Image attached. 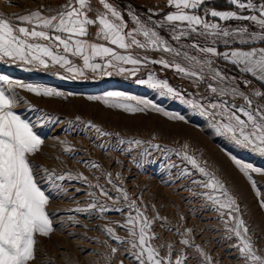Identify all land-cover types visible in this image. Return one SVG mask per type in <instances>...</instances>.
Here are the masks:
<instances>
[{
	"label": "rangeland",
	"instance_id": "obj_1",
	"mask_svg": "<svg viewBox=\"0 0 264 264\" xmlns=\"http://www.w3.org/2000/svg\"><path fill=\"white\" fill-rule=\"evenodd\" d=\"M68 2L69 0H0V17L15 20L17 16L37 9L41 10L43 15H53L55 10L61 9ZM107 2L122 13L127 25L125 31L137 26L132 19V15L135 14L148 27L159 32L173 47L183 46L181 50L188 51L190 55L204 58L203 54L189 47L194 42L200 46H213L211 38L205 39L195 33L181 38L180 41L173 40L169 28L160 27L158 23L169 12L176 10L167 3V0H107ZM90 3L91 10L88 15L91 19H96L100 13L106 11L100 0H90ZM254 3L259 6L264 0H254ZM213 10L259 15L258 11L254 12L252 9H238L230 0H204L200 8L189 11H194L209 23H219L222 28L229 30L247 27L249 33L260 31L259 26L251 21L237 19L224 21L212 17L210 13ZM98 32V22L89 25L85 39L91 43H106L97 36ZM137 39L144 40L142 35L137 36ZM228 40L229 43L225 45L223 39H216L214 46L219 53L233 49L248 51L264 47V41L249 40L247 44H242L239 39L229 37ZM117 50L121 54L147 57V62H142L138 66L139 71L135 75L121 74L115 69H108L113 74L105 76L100 72L93 73L88 70L85 78L66 79L65 77L71 74L51 62L47 69H43L21 66L20 63H13L7 58L0 61V75H7L26 84L54 88L64 93L63 97H48L21 87L14 89L17 94L14 111L32 123L33 130L44 141L40 150L30 156V160L34 165L40 187L49 195L47 210L54 229L49 236L37 235L36 260L33 264H121V261L123 264H136L128 252L131 249V244L127 240L130 233L122 227L130 209L122 198L116 200L119 193L108 183L107 173H112L114 183L123 186L153 221L150 234L155 233V237L151 243L159 250L161 256H167L168 246L171 245L173 259L183 252L188 256L187 264H203V257L196 248L199 245L213 258L212 264H244L238 249L233 247L239 243L238 239L235 237L228 239L226 236L227 229L224 224V220L228 219L226 213L221 218V214L212 208L204 197L193 195L208 191L200 184L193 183L207 180V177L176 154L185 150V145L188 146L186 149L188 154L194 156L202 167L214 174L235 198L239 206V212L235 214L245 221L249 229L248 235L251 236L258 254L264 255V156L237 145L227 136L217 134L211 126L210 117L200 115L179 99L162 97L156 90L136 82L139 79H146L149 74H155L159 79H166L185 99H195L208 104L218 98L217 94L210 91L208 85L211 83L218 86L219 81H212L207 73L203 81H196L178 73L172 67L152 63L153 60L163 58L188 66L182 58L173 57L160 50L138 47ZM59 51L62 53V48ZM69 59L74 64L83 66L81 57L69 54ZM211 59L214 68L225 76L234 78V82L225 81L223 86L237 87L255 101L253 107L264 104V98L254 95L255 91L264 92V82L250 73L240 72L238 66L224 60L222 56H214ZM121 66L134 67L130 64ZM244 81L251 83L246 84ZM112 91L151 101L163 111H156L149 106L145 111L127 112L123 108L110 107L103 99H88L89 96L103 97ZM222 99L234 102L237 106L245 104L244 97L239 95L235 97L228 95ZM165 112L182 115L184 119H171L164 114ZM41 116L45 119L38 123L37 118ZM47 117L52 119L49 120ZM76 117H80V120L77 121ZM87 121L112 135L99 136L95 129L85 126L84 122ZM121 138L139 139L145 143L128 153L115 147ZM61 141H66L73 151H65L67 145ZM101 144L104 145L103 148L99 146ZM153 144H159L161 147L153 148L151 146ZM126 147V144L121 146ZM170 149L176 151H169ZM233 157L261 171L251 173L250 180L240 170ZM92 162L98 163L101 167H91ZM173 164L176 167H171ZM36 165L57 174L72 173L75 176L83 173L92 184L103 185L113 199L106 200L105 197H100V203H105L109 210L103 214L99 213L98 209H93L89 213L75 212V208L85 207L92 202L89 192H96L99 196L98 189L89 188L87 183L74 179L57 181L62 188L54 189L51 183L44 179L41 168H35ZM183 169H187L190 174L181 176ZM253 180L256 181L255 184ZM77 189L80 191H76ZM119 208H123V212L116 210ZM157 214L163 219L157 218ZM71 217H75V220ZM104 225L114 227L116 234L125 238L124 243L109 237L103 230ZM188 228L192 229L190 234H186ZM182 233L191 237L192 243L189 246L180 242L184 238ZM111 248H117L118 252L112 255L109 261L106 258L110 255Z\"/></svg>",
	"mask_w": 264,
	"mask_h": 264
},
{
	"label": "snow or ice",
	"instance_id": "obj_2",
	"mask_svg": "<svg viewBox=\"0 0 264 264\" xmlns=\"http://www.w3.org/2000/svg\"><path fill=\"white\" fill-rule=\"evenodd\" d=\"M100 2L106 11L100 13L96 19H91L88 15L91 10L90 0H69L61 9L55 10L53 15H43L41 10L37 9L28 12V14L17 16L15 20L0 17V61L7 58L13 63H20L21 66L43 69H47L51 62V64L59 65L71 74L65 77L66 79H80L86 77L88 70L93 73L100 72L105 76L113 74L108 69H115L121 74L135 75L139 71L138 66L142 62H147V57L139 58L131 54H121L117 48L128 50L138 47L160 50L171 54L173 57L182 58L188 66L175 62V60L168 61L163 58L153 60L152 63L172 67L178 73L196 81H203L207 73L212 81H219L218 86L211 83L208 85L210 91L217 94L218 98L208 104H203L195 99H185L166 79H159L155 74H149L146 79H139L136 82L156 90L162 97L179 99L200 115L210 117L211 126L217 134L227 136L237 145L264 156V104L253 107L255 101L239 91L237 87L223 86L225 81L234 82V78H229L214 68L211 59L214 56H222L224 60L238 66L240 72L250 73L259 81L264 82V47L252 48L248 51L233 49L219 53L217 47L214 46L216 39H223L224 44L227 45L229 37L239 39L242 44H247L249 40L264 41V3L257 6L254 0H246V2L230 0V3L236 5L238 9H252L254 12L258 11L259 15H241L237 11H211L212 17L224 21L237 19L251 21L259 26L260 31L249 33L247 27L229 30L222 28L219 23H209L207 19L195 14L194 11H189L200 8L204 0H167V3L174 6L176 10L169 12L163 20L159 21V26L168 27L175 41H180L181 38L189 37L193 33L205 39L211 38L213 46H200L195 42L189 46L203 54L204 58L201 59L197 55H190L188 51H182L183 46L173 47L159 32L142 22L138 15H132L137 26L130 31H125L127 25L122 13L107 0H100ZM97 22L99 25L97 36L106 43H91L85 39L88 34V26ZM140 35L143 36V41L137 39V36ZM109 44L111 46H108ZM61 48L62 53L59 51ZM69 54L81 57L83 66L74 64L69 59ZM122 64H130L134 67L125 68L121 66ZM244 82L246 84L251 83V81ZM17 87L25 88L29 92L42 96H64L63 92L54 88L40 87L31 83L26 84L7 75H0V264H33V261L36 260L37 235L46 237L54 230L52 219L47 210L49 195H46L40 187L34 165L30 160V156L40 150L44 141L33 130V124L14 111V106L17 103V94L14 89ZM228 95L243 96L245 104L237 106L234 102L230 103L222 99ZM254 95L264 98L262 91H255ZM88 99H103L110 107L123 108L127 112L145 111L149 106L156 111H163L151 101L128 96L118 91L108 92L103 97L89 96ZM164 114L171 119H184L182 115L168 112ZM44 119V116L38 117L37 122L42 123ZM47 119L51 120L52 118L47 117ZM76 120L79 121L80 117H76ZM84 123L86 127L90 126L95 129L99 136L112 135L91 121ZM61 143L67 145L66 141H61ZM143 143L145 142L139 139L125 140L121 138L115 147L131 153L134 148ZM125 144L127 147L121 148ZM99 146L104 147L103 144ZM151 146L156 149L161 147L159 144ZM187 147L185 145V150L176 152V154L182 156L192 165L193 169L207 177V180L193 181V183L200 184L208 191L193 193V195L204 197L209 205L221 214V218L226 213L228 217L224 220L227 229L226 236L228 239L233 237L238 239L239 243L233 247L238 249L244 264H264V255L258 254L251 236L248 235L249 229L245 221L235 214L239 212L235 198L231 196L224 184L214 174L202 167L194 156L188 154ZM65 151L72 152L73 148L67 145ZM169 151L176 150L170 149ZM146 153L147 149L144 150V154ZM133 159L135 160V157ZM233 159L250 180H252L251 173L261 171V169L244 163L235 157ZM90 166L101 167L94 162ZM171 167H176V165L173 164ZM35 168H41L44 179L49 181L54 189H61L62 185L58 184L57 181H64L65 179L83 181L88 184L89 188L98 189L99 196L96 192H89L88 195L92 198V202L85 207L75 208V212L89 213L93 209H98L99 213L103 214L109 210L105 203H100V197H105L106 200L113 199L108 190L99 183L92 184L83 173L74 176L72 173L57 174L55 171H50L40 165H36ZM189 174L187 169L181 171V176ZM107 177L108 183L112 184L115 191L119 193L116 200L122 198L127 202V207L130 209L122 227L130 233L127 240L131 244V249L128 252L136 264H187L188 256L183 252L173 259L171 245L168 246L167 256L160 255L159 250L151 243L155 237V233L150 234L153 221L141 210L137 201L130 197L123 186H117L114 183L112 173H107ZM252 182L253 184L256 183L255 180ZM76 191L80 190L77 189ZM116 210L123 212V208ZM157 218L163 219L158 214ZM71 219L75 220V217H71ZM76 222L79 223V221ZM103 230L112 239L124 243L125 238L117 235L114 227L104 225ZM191 232V228L186 229V234ZM186 234L182 233L184 238L180 242L189 246L192 240ZM196 248L203 257V264H212L213 258L199 245ZM117 252V248H111V253L106 259L110 261L111 256Z\"/></svg>",
	"mask_w": 264,
	"mask_h": 264
}]
</instances>
